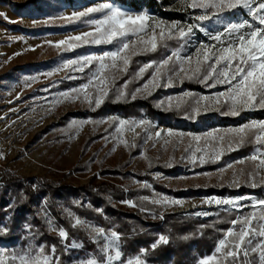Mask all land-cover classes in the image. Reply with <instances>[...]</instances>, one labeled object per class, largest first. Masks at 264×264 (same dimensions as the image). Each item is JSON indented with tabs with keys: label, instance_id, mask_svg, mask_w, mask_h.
<instances>
[{
	"label": "rangeland",
	"instance_id": "374dc122",
	"mask_svg": "<svg viewBox=\"0 0 264 264\" xmlns=\"http://www.w3.org/2000/svg\"><path fill=\"white\" fill-rule=\"evenodd\" d=\"M124 1L110 0L116 7L133 13L145 10L167 21H180L185 24L195 22L193 17L199 14V10L179 11L178 0H169L170 4L166 5L167 9L163 10H157L150 7L149 4L138 7L146 0ZM101 2H108V0H0V14H2L0 15V176L1 173H10L35 192L38 190L37 185L43 182L61 186L69 185L75 188L86 185L98 186L103 182L111 183L121 187L126 193L123 200L113 201L116 207L123 211L139 214L147 211L149 213L147 219L152 222L161 220L153 219V213L157 215L162 213L164 216L168 213H176L188 219H209L220 211L214 203H206L212 197L226 198L246 195L264 199V170H261L255 177V181L259 185L255 188L245 183L249 179L247 175H238L240 169H244L247 173L259 163V160L248 161L245 159L253 153L254 145L248 144L232 151L222 148L221 151H224L225 154L218 163L198 165L197 160L198 166H194L190 158H185L190 157L191 152L197 148L202 150L196 152L197 158L204 154L203 150L207 144L205 133L220 130V134H224L225 130L238 127L249 121L244 119L240 125L232 122L228 124L214 122L206 125L201 120L202 116L219 113L211 111L202 113L194 119L198 128L192 127L190 124L192 119H187L185 116L186 123L170 126L147 113L126 115L116 111L99 112L105 102L92 110L84 99L83 93L74 101L60 96V93L71 92L72 89L87 83L91 71L97 67L96 64H93L86 67L83 72L71 71L69 68L53 71L60 68L64 60L86 55H100L104 51L114 50L115 45L105 44H83L71 51L64 50L67 45L56 46L57 42L67 40L68 37L92 31L94 26L85 21L98 19L102 14L94 13L89 17L72 22L62 19V17L71 16L73 12L84 11ZM228 21L240 22L226 17V22ZM196 35L198 40L194 43L206 39L202 32L197 31ZM70 43L77 42L70 41ZM177 48L178 44L173 40L169 41L167 48H160L155 53L132 56L127 74L119 70L123 67L122 62H118V69L106 70V75L115 76V84H108L111 100L115 99L112 93L116 88L124 85L125 81H129L125 89L129 94L140 88L149 79L152 69H148L142 78L135 75L138 69L149 61L166 57ZM193 52L194 45L181 50L182 55ZM47 73L52 74L46 75ZM69 76L76 78L68 79ZM96 83L98 84V82ZM191 85H202L203 89L194 91L191 89ZM224 87L217 85L216 88L209 89L201 83L189 80H185L182 84L174 82L171 87L153 88L152 85H149L151 95H147L146 92L137 93L136 100L153 97L152 101L157 106L161 101H165L167 104V98L173 97L172 103L175 104L176 98L182 96L184 92L207 96L217 91H223ZM87 92L95 96L96 88L90 86ZM128 99L131 100L130 97ZM185 99L191 103L190 98ZM58 100L62 102L57 103ZM160 108L164 109V107ZM175 111L185 114L184 108ZM112 117L117 119L113 120ZM248 117L256 121L264 120ZM140 119L151 121L154 127L147 130L145 126L130 127L132 122ZM72 120L92 122L85 123L82 127H75L70 126ZM119 120H125L128 123L120 125ZM158 130L162 133L160 138L157 139L153 135L152 139L145 142L146 131L148 134H154ZM168 130H172L173 136L167 135ZM180 133L184 135L180 136ZM194 136L201 137V139L197 141L193 139ZM166 141L167 143H165ZM154 144L155 146H153ZM233 146L235 147V145ZM207 152L211 153L210 145L207 147ZM205 158L207 159V156ZM241 159H245V163H236ZM169 162L172 166H165ZM228 163H232L233 167L227 168ZM220 168L225 170L221 172ZM234 173L237 175L234 176ZM234 179L238 180L239 187L229 186ZM1 184L0 190L2 195H5L7 187L4 183ZM197 191L200 193L198 196H190ZM220 191L227 193L219 194ZM21 192L22 198L26 199L27 194L24 190ZM7 196H9V192ZM163 196L179 200L181 203L161 207L151 202L153 199ZM145 197L147 199H144ZM16 200V197H11L8 199V203L3 206L0 199V227L6 229L4 234H0L1 236L9 234L11 215L16 207ZM81 200L82 198L77 200L74 196L71 202L66 200L65 203H61L58 201L60 217H65L69 221L66 213L68 210L83 220L103 227L82 217L73 208L71 203L78 204L81 203ZM129 200L133 201L136 207L123 203V201ZM143 201H148L153 204V207L147 210L141 205ZM184 205L190 206L189 211L179 213L178 211ZM33 206L35 213L27 215L20 230L19 242L16 245H10L8 241H1L0 253L11 256L14 253H20L23 249L39 248L41 245L47 248L51 245L44 237L43 229H46L48 235L57 237V234L49 232L42 218V209L45 207L57 224L67 230L60 218L54 214L46 196L37 194V198L33 200ZM141 208L144 211H141ZM251 210L248 208L244 211ZM204 211L213 213V215L207 217L190 215ZM26 224L31 227L26 228ZM110 229L114 228L110 227ZM77 241L83 242L82 240ZM92 244V250L86 249L84 243L83 249H74L70 255L74 259H86L95 253L96 246L94 243ZM216 248L212 254L202 259L215 255L219 260H222V254L217 253ZM121 250L124 254L122 242ZM139 254L123 255L122 259L126 261ZM63 259L65 264H70L67 255ZM114 264H119V262H114Z\"/></svg>",
	"mask_w": 264,
	"mask_h": 264
},
{
	"label": "snow or ice",
	"instance_id": "6c2138e0",
	"mask_svg": "<svg viewBox=\"0 0 264 264\" xmlns=\"http://www.w3.org/2000/svg\"><path fill=\"white\" fill-rule=\"evenodd\" d=\"M158 2H162V0H158ZM178 2L180 4L179 11L199 10V14L193 17L195 22L185 24L180 21H167L145 10L133 13L116 7L110 0L88 7L84 11L73 12L71 16L62 17V19L72 22L89 17L94 13L102 14L98 19L85 21L94 26L92 31L61 40L57 42V47L67 45L65 51H71L83 44H105L115 45V47L114 50L104 51L100 55H86L64 60L60 68L53 71L69 68L71 71L83 72L86 67L93 64H96L97 67L91 71L87 83L72 89L71 92L60 93V96L74 101L83 93L84 99L92 110H95L106 99H111L108 84H115V76L106 75V70L118 69V62H122L123 67L119 70L127 74L132 56L155 53L160 48H167L169 41L175 40L178 44L176 50L171 51L160 60L143 64L135 74L136 77L142 78L148 69H152L149 79L130 94L125 90L129 81H125L124 85L116 88L112 93L115 98L114 102L127 100L129 97L131 100H136L137 93L146 92L147 95H151L149 85H152L153 88L171 87L174 82L182 84L185 80H189L201 83L209 89L216 88L217 85L225 87L223 91H217L207 96L184 92L182 96L176 98L175 104L172 103L173 97H168L167 104L165 101H161L157 107H164L165 111L184 108L185 117L192 120L202 113L211 111L219 112L223 116L238 117L244 112L264 110V0H178ZM227 13L237 17L246 13L251 21L245 19L240 22H226ZM205 24L209 27H205ZM218 25L221 27H216ZM197 31L202 32L206 39L194 43L198 40ZM70 41L77 43H70ZM193 45V53L181 54V50ZM51 74L47 73L46 75ZM75 78L68 77V79ZM90 86L96 88L95 96L87 92ZM185 98H190L191 103H188ZM59 102L62 101L58 100L57 103ZM111 119L116 120L117 118L112 117ZM89 122L92 121L72 120L70 126L82 127ZM118 122L120 125L128 123L125 120ZM136 126H145L146 130L154 127L152 122L146 119L134 121L130 127ZM153 135L158 139L162 133L158 130L154 134H148L146 131L145 142L152 139ZM167 135L173 136L172 130H168ZM179 135L183 136L184 134L180 133ZM204 136L207 138L204 154L197 158L196 152L202 151L197 148L191 152L190 157L185 158H190L194 166L218 163L225 154L224 151H221L222 148L232 151L248 144L254 145L253 153L245 159L248 161L259 160V163L247 173L244 169H240L238 175H247L249 179L245 183L248 186L253 188L259 186L255 177L261 170H264V120H251L238 127L225 130L224 134H220V130H214V132L205 133ZM193 139L199 141L201 137L194 136ZM209 145L211 146L210 154L207 152ZM245 159L236 163L243 164ZM165 166L171 167L172 164L169 162ZM226 167L231 168L233 164L228 163ZM224 170V168L219 169L221 172ZM235 175L237 174L234 173ZM229 186L239 187L240 185L238 180L234 179ZM151 202L161 207L181 203L179 200H172L166 196L153 199ZM123 203L136 207V204L130 200L123 201ZM206 203H214L220 211L234 218L227 221L231 227L224 232L225 238L219 241L216 248V252L221 253L223 259L219 260L213 255L207 259H200L198 264H264V199L246 195L226 198L212 197ZM248 208L252 210L244 211ZM97 211L101 212L102 210L97 209ZM141 211L144 209L141 208ZM66 213L71 229L83 231L88 239L95 244L93 255L86 259L72 258L71 251L83 249L84 243L72 238L69 231L59 226L45 207L42 209V218L49 232L57 234L62 247L53 243L47 248L41 245L39 248L23 249L20 253H14L11 256L0 253V264H65L62 259L65 255L69 257L70 264H114V262L148 264V261L142 258L147 255L148 249H140L139 255L125 261L122 259L124 254L121 250L122 236L120 233L114 229H105L83 220L71 211L66 210ZM219 214V212L215 213L217 216ZM190 215L207 217L213 213L204 211ZM153 219L163 220L164 215L153 213ZM214 226L215 224L202 225L201 227ZM25 227L30 228L31 225L26 224ZM5 232L6 229L0 227V234ZM183 238L187 239L188 237ZM168 243L169 237L160 235L150 247L155 250L161 244Z\"/></svg>",
	"mask_w": 264,
	"mask_h": 264
},
{
	"label": "trees",
	"instance_id": "16d2710c",
	"mask_svg": "<svg viewBox=\"0 0 264 264\" xmlns=\"http://www.w3.org/2000/svg\"><path fill=\"white\" fill-rule=\"evenodd\" d=\"M125 0L124 2H126ZM135 3L136 1H132ZM143 4H149L157 10L167 9L166 5H169V0H146L144 3L138 5L142 7ZM226 17L236 19L238 21L250 19L245 14H240L238 17L227 13ZM240 17V18H239ZM194 21V19H193ZM205 27H209L207 24ZM194 91H201L202 85H191ZM153 98V97H152ZM152 98L138 99V100H123L120 102H114V99H106L105 103L99 109V112L116 111L122 112L126 115H139L141 113H147L154 116L161 122H165L170 126L179 125V123L185 122V114L173 111H165L164 109L157 107ZM251 116L257 119H264V110H257L256 112L242 113L241 116L231 117L218 114H210L202 116L203 122L213 124L219 122L220 124H228L229 122L235 124H241L242 120L250 121ZM249 118V119H248ZM192 127L198 128V124L195 120L190 121ZM0 185L4 183L7 188V193L2 195L0 190V199L5 206L8 203V199L16 197V207L11 215L10 231L8 235H0L1 241H8L10 245H16L21 238L20 230L23 223L27 219L28 214H34L35 209L33 206V200L37 198V194H42L49 199L50 207H52L54 214H56L60 221L66 226L70 233V236L76 240H82L85 243V248L88 250L93 249V244L88 239L87 235L83 231L73 230L70 227V222L65 217H60L61 212L58 208V201L65 203L71 202L72 198L80 199L81 203H71L73 208L87 220L94 221L97 224L102 225L106 229L110 227L116 229L122 235V248L124 255H135L140 253V249H148L147 255L144 258L150 264H197L198 261L214 251L219 241L223 239L224 232L231 227L227 222L234 218L222 211H218L219 216L214 215L209 219H195V218H183L176 213H168L164 216L163 220L158 222H152L147 219L149 213L146 211L143 214L123 211L113 204V201H121L125 198V191L116 185L111 183H100L98 186L86 185L81 188H75L73 186L56 185L48 182L40 183L37 185L38 190L32 191L27 185L21 182L20 179L11 175L10 173H1ZM2 188V187H0ZM22 190L27 194V198H22ZM9 192V196H7ZM249 192V191H248ZM219 193V192H218ZM225 191H220L219 194H226ZM200 193L194 192L190 196H198ZM147 210L153 207V204L148 201H143L141 204ZM97 209L102 210L98 212ZM138 212V211H137ZM214 227H201L202 225H212ZM46 229H43V235L47 239L49 244H57L58 247H62L59 244L58 237L48 235ZM160 235H166L169 237L168 244H161L155 250L151 249L153 244ZM183 237H188L184 239ZM64 256L62 257V259Z\"/></svg>",
	"mask_w": 264,
	"mask_h": 264
},
{
	"label": "built area",
	"instance_id": "2783aa9c",
	"mask_svg": "<svg viewBox=\"0 0 264 264\" xmlns=\"http://www.w3.org/2000/svg\"><path fill=\"white\" fill-rule=\"evenodd\" d=\"M190 206L188 205H184L183 207H181L180 211H178L179 213H185V212H188L189 211V208Z\"/></svg>",
	"mask_w": 264,
	"mask_h": 264
}]
</instances>
